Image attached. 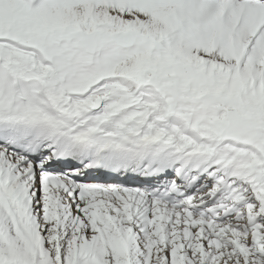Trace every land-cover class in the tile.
I'll use <instances>...</instances> for the list:
<instances>
[{"label": "snow or ice", "instance_id": "6c2138e0", "mask_svg": "<svg viewBox=\"0 0 264 264\" xmlns=\"http://www.w3.org/2000/svg\"><path fill=\"white\" fill-rule=\"evenodd\" d=\"M0 264H264V0H0Z\"/></svg>", "mask_w": 264, "mask_h": 264}]
</instances>
